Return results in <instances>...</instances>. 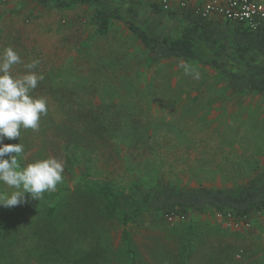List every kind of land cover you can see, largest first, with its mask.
<instances>
[{"label": "rangeland", "instance_id": "374dc122", "mask_svg": "<svg viewBox=\"0 0 264 264\" xmlns=\"http://www.w3.org/2000/svg\"><path fill=\"white\" fill-rule=\"evenodd\" d=\"M161 1L139 0L135 21L150 34L178 36L184 25L180 13L187 11L173 8L166 12ZM113 4L109 2L108 7ZM150 4H157L161 11L155 12ZM93 10L86 5L57 10L39 0L0 2V50L11 46L25 63L41 61L35 71L43 73L45 79L32 95L47 99L54 121H68V110L78 111L80 120L90 111L101 114L105 110L109 119L120 117L114 121L115 133L78 147L81 165L75 174L82 175L89 168L95 178L120 184L137 178L148 187L173 184L225 190L264 177V94L245 91L240 83L193 61L155 62L125 23L116 22L108 36H98L90 24ZM210 20L224 23L217 17ZM180 62L195 67L200 79L185 75L178 67ZM24 71L23 64L14 67V74ZM75 124L87 125L79 120ZM106 125L110 127L109 120ZM39 129H23L25 135L17 138L24 146L26 165L49 156L63 161L62 181L73 192L62 197L80 212L79 217L69 220L70 228L84 224L88 234L82 239H88L92 249L102 237L110 253L121 251L123 228L98 215L91 203L84 212L78 197L73 200L79 177L67 169L66 136H58L53 128ZM2 186L3 192L13 191ZM57 200L54 192L44 193L39 201L31 197L25 200V209L15 215L12 224L20 238L34 228L29 225L34 222L30 212L43 210ZM176 216L171 224L166 215L151 213L128 226L139 264H183L185 248L192 252L187 264H252V215L246 219L233 215L219 218L216 212ZM32 246L29 239L12 245L13 259L8 257L7 263H23ZM98 262L124 264L114 258Z\"/></svg>", "mask_w": 264, "mask_h": 264}, {"label": "trees", "instance_id": "16d2710c", "mask_svg": "<svg viewBox=\"0 0 264 264\" xmlns=\"http://www.w3.org/2000/svg\"><path fill=\"white\" fill-rule=\"evenodd\" d=\"M39 2L57 10H68L77 5L94 7L90 24L96 35L106 37L114 23H125L129 32L143 45L146 52L153 56L155 62L174 59L193 61L213 68L224 79L240 83L245 91L264 94V27L253 31L241 25L194 18L191 13L182 12L180 14L184 17L183 28L178 36L169 37L150 34L137 24L135 18L140 9L136 3L139 0H39ZM109 2L114 3L112 8L108 7ZM150 7L155 12L161 11L157 4H150ZM168 13L171 16L177 14ZM66 115L68 121L57 123L53 120L52 113L47 112V115L40 119L39 130L53 128L58 136L60 133L66 136L65 155L69 161L67 169L75 174L81 165L77 157L78 147H81V144L83 146L92 144L94 138L100 139L112 131L115 133L117 122L114 121H119L120 117L117 119L115 115L109 119L105 110L101 114L93 111L83 114L86 115L83 120L78 118V111L68 110ZM75 120L84 121L87 125L80 127L75 124ZM108 120L110 127L106 125ZM22 130L23 128L21 134L24 136ZM28 131L33 130L27 129ZM18 139H5L4 143L15 144ZM20 163L26 165L23 156L20 157ZM88 169L82 175L75 174L79 180L73 200L78 197V204L84 207V212L88 211L86 204L91 203L92 210L98 215L107 221H116L123 228L122 250L110 253L109 248L104 246L102 237L97 238V248L92 249L86 243L88 239L85 242L82 239L83 235L88 234L87 230H84V224L77 223L76 228H70L69 220L79 217L80 212L74 204H69L68 200L63 198L73 191L62 181L57 185L60 186L58 191H54L58 199L56 203L43 210L36 208L30 212L29 218L34 222H30L29 225L34 228L31 233H24V237L20 238V234L15 231L17 226H12L15 215L25 209L24 203L11 208L0 206V264H13L7 263L8 257L13 259L12 245L26 243L27 239L33 246L29 249L24 262L19 264H99L100 259L113 258L115 261L123 260L124 264H139L138 252L133 245L128 226L147 214L154 213L165 217L187 215L192 212L199 215L216 212L248 218L264 211V177L232 190L187 189L173 184L148 187L137 178L130 183L120 184L114 180L95 178L93 172ZM0 192H3L2 182ZM28 198L30 196H26L25 200ZM85 218L87 221L90 220L88 214ZM90 236L91 234L88 238ZM191 253V250L187 252L186 248L182 249L183 264L189 262Z\"/></svg>", "mask_w": 264, "mask_h": 264}, {"label": "clouds", "instance_id": "9594fccd", "mask_svg": "<svg viewBox=\"0 0 264 264\" xmlns=\"http://www.w3.org/2000/svg\"><path fill=\"white\" fill-rule=\"evenodd\" d=\"M40 63L39 59L25 63L11 46L0 50V182L13 189L10 193L0 192V206L5 208L25 203L26 196L39 201L44 193L56 191L63 180V161L49 156L22 165L23 144L4 143L5 139L20 140L22 128L38 130L41 117L47 115V99L32 95L45 79L43 73L35 71ZM20 64L25 71L14 74V67ZM178 67L185 75L200 79L195 67L185 62H180Z\"/></svg>", "mask_w": 264, "mask_h": 264}, {"label": "built area", "instance_id": "2783aa9c", "mask_svg": "<svg viewBox=\"0 0 264 264\" xmlns=\"http://www.w3.org/2000/svg\"><path fill=\"white\" fill-rule=\"evenodd\" d=\"M9 1L0 0L1 3ZM161 8L166 12L173 8H179L199 19L210 20L217 17L225 22L241 25L253 31L264 27V0H201L196 4H190L186 0H162ZM217 216L222 218L224 215L217 213ZM165 218L171 224L177 220L176 215H166Z\"/></svg>", "mask_w": 264, "mask_h": 264}, {"label": "crops", "instance_id": "0c3cea01", "mask_svg": "<svg viewBox=\"0 0 264 264\" xmlns=\"http://www.w3.org/2000/svg\"><path fill=\"white\" fill-rule=\"evenodd\" d=\"M191 1L196 3L201 0H191ZM8 6L10 7V5ZM263 213L264 211L252 215V221L254 222L253 224L255 228V229L254 228L252 229V248H253L252 249V264H264V261L262 260L264 257V248H263L264 247V219L260 218V216L262 215L264 216ZM216 238H217V235H216ZM254 245L256 246L255 248H254Z\"/></svg>", "mask_w": 264, "mask_h": 264}]
</instances>
